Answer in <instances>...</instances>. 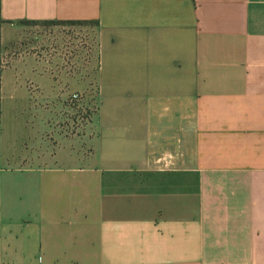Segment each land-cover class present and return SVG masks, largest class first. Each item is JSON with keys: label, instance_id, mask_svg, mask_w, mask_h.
<instances>
[{"label": "crops", "instance_id": "1", "mask_svg": "<svg viewBox=\"0 0 264 264\" xmlns=\"http://www.w3.org/2000/svg\"><path fill=\"white\" fill-rule=\"evenodd\" d=\"M0 264H264V0H0Z\"/></svg>", "mask_w": 264, "mask_h": 264}, {"label": "rangeland", "instance_id": "2", "mask_svg": "<svg viewBox=\"0 0 264 264\" xmlns=\"http://www.w3.org/2000/svg\"><path fill=\"white\" fill-rule=\"evenodd\" d=\"M31 27H35L37 26L36 24H30ZM29 26V27H30ZM60 31V41H59V45L61 46V49H64L66 47H70L73 44L79 45V47H82L83 41L84 39H86L83 36V33H80L78 25H66V24H59L57 25V27ZM91 56H92V62H93V66H96V48L94 46V44L91 46ZM65 63L63 66H68V61L67 59L64 60ZM83 109H77V111H81L82 112ZM85 115H91L93 117L98 116L99 115V109L94 105L93 102V106L90 108V111L88 112V109H86L85 111Z\"/></svg>", "mask_w": 264, "mask_h": 264}, {"label": "built area", "instance_id": "3", "mask_svg": "<svg viewBox=\"0 0 264 264\" xmlns=\"http://www.w3.org/2000/svg\"><path fill=\"white\" fill-rule=\"evenodd\" d=\"M76 97V96H75Z\"/></svg>", "mask_w": 264, "mask_h": 264}]
</instances>
